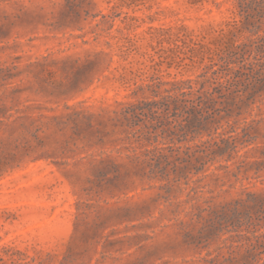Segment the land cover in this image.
<instances>
[{"label":"rangeland","instance_id":"374dc122","mask_svg":"<svg viewBox=\"0 0 264 264\" xmlns=\"http://www.w3.org/2000/svg\"><path fill=\"white\" fill-rule=\"evenodd\" d=\"M243 16L238 0H0V120L14 113L49 122L37 138L0 123V264H244L246 230L232 231L222 215H232L233 199L264 191V89L228 115L217 113L224 98L215 94L211 135L175 140L181 153L231 129L240 137L250 124L255 139L169 190L138 178L87 182L84 166L63 163L72 152L59 149L49 117L71 112L67 104L96 115L119 101L158 99L175 80L210 76L224 49L264 34V18L257 30ZM171 143L152 136L133 145L168 152ZM192 204L206 208L200 217L188 213ZM259 257L246 264H264Z\"/></svg>","mask_w":264,"mask_h":264},{"label":"trees","instance_id":"16d2710c","mask_svg":"<svg viewBox=\"0 0 264 264\" xmlns=\"http://www.w3.org/2000/svg\"><path fill=\"white\" fill-rule=\"evenodd\" d=\"M238 4L244 13L245 23L258 30L259 25L255 23L264 18V0H238ZM252 11H256V14ZM263 52L264 34L249 43L228 47L219 55L218 61L210 64V76L205 72L198 75L197 79L175 80L158 99L141 100L137 104L119 101L115 108L101 109L96 115L76 111V106L65 105L66 109H72L71 112L49 116L61 131L59 149L61 152H72L73 159L64 160L63 163L71 164L72 167L84 166L83 171L88 174L87 182L97 181L99 185L126 186L132 178H138L140 181H163L158 187L169 190L182 179L187 183L190 173L202 171L208 162L217 157L226 156L230 159L238 144L255 139L251 136L250 130L253 127L250 124L242 128L240 137L232 135L231 129L185 146L183 153L180 151L181 146H175V140H184L188 134H192L191 140L202 130H208L211 135L214 122L219 121L216 120L213 109L217 104L216 93L218 98H224L220 103L224 106L222 109L218 108L217 113L224 110L225 115L229 114L232 104L237 108L241 105L248 106L254 102L256 95L262 94ZM36 63L42 66V70L47 71V63ZM12 68L7 67V72ZM48 73L51 74L52 71L48 70ZM49 84L52 86L54 82ZM240 91L245 98L241 97L235 103L234 99ZM233 93L236 94L232 97ZM3 114L6 112L3 111ZM13 115L14 113H9L5 119L0 120L7 131L13 129L11 133L17 129L22 132L32 131L31 135L37 138L36 133L49 124L42 120L37 123L39 118L36 120L30 115H17L10 119ZM41 116L44 114H39ZM169 117L171 120L165 125L168 126L162 127L163 120ZM226 133L229 134L224 135ZM152 136L155 140L160 136L172 142L167 146L168 152L158 146L138 149L133 145H145ZM107 146H112V149L107 150ZM25 149L28 150L29 145ZM89 150L91 151L88 153ZM260 164L264 166V162ZM241 166L242 164L237 165L238 170ZM227 205L232 207V215L224 212L222 217L232 218V231H239L242 227L246 230V233H239L240 237H245L247 243L240 260L244 264L258 261L259 255L264 252V231L257 232L256 227L261 222L264 224V191L246 192L244 197L235 198ZM205 209L198 204H192L188 213L200 217V212ZM214 213L216 215L217 212Z\"/></svg>","mask_w":264,"mask_h":264}]
</instances>
